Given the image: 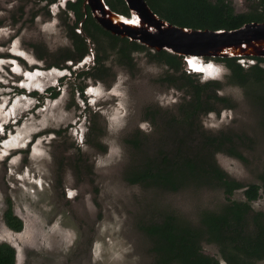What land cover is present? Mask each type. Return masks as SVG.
I'll use <instances>...</instances> for the list:
<instances>
[{
	"label": "rangeland",
	"instance_id": "obj_1",
	"mask_svg": "<svg viewBox=\"0 0 264 264\" xmlns=\"http://www.w3.org/2000/svg\"><path fill=\"white\" fill-rule=\"evenodd\" d=\"M105 1L108 4L109 0ZM231 1L237 12H244L260 0ZM70 23L66 13L54 4L49 6L48 0H0V56H10L9 51L21 53L28 59H18L16 63L22 68L50 69L56 56L73 49ZM97 34L105 41L97 39L99 54L109 71L105 80L86 77L84 72L68 81L58 79V74L47 75L43 84L54 86L57 82L59 97L46 100L38 112L26 114L23 124L11 131L13 138L7 134L0 138L9 139L0 151V241L16 247L17 264H157L152 242L143 229L145 224L171 211L198 225L204 210L218 209L227 202L220 188L189 185L170 191L127 179L128 172L145 156L134 150L127 138L135 132L141 139L145 137L149 154L156 151L160 141L157 128L163 118L159 117L154 126L146 110H176L185 94L165 80L172 70L153 57V50H136L132 66L121 64L106 38ZM62 64L70 68L66 72L73 73L71 62ZM2 68L5 80H11L12 74ZM227 74L221 70L216 79L224 86L218 94L227 102L219 112L204 114L202 124L209 132L224 130L251 139L241 149L244 158L226 153H218L216 158L244 185L232 199L246 200L245 190L250 184L262 186L252 208L264 212L262 107L254 98L255 84L228 82ZM76 84H94L97 95L91 101L89 95V101L82 99ZM3 101L0 125L8 122L10 110L19 113L15 108L22 109L16 105L8 109ZM75 124L82 129L78 135L72 128ZM93 124L92 136L88 137L87 127ZM27 138L35 143L28 144ZM9 200L24 221L20 232L4 222ZM202 248L221 258L216 244L204 240ZM222 264L226 263L222 260Z\"/></svg>",
	"mask_w": 264,
	"mask_h": 264
},
{
	"label": "trees",
	"instance_id": "obj_2",
	"mask_svg": "<svg viewBox=\"0 0 264 264\" xmlns=\"http://www.w3.org/2000/svg\"><path fill=\"white\" fill-rule=\"evenodd\" d=\"M55 1V0H51ZM154 12L169 22L195 29H237L245 23L264 21V0L251 5L247 11L237 12L231 0H147ZM108 5L116 12L129 15L124 0H109ZM78 19L83 17L80 4H73ZM92 24V25H91ZM91 37H95L91 27L111 38L117 48L121 64L134 62L133 52L145 50L138 42H130L111 34L89 15L85 27ZM69 33L77 49V58H82L86 50L84 38L68 25ZM70 51L60 54L64 56ZM151 52V51H150ZM68 57L75 58V56ZM153 57L169 66L172 74L165 80L184 92L183 100L176 110L167 111L160 107L146 110L147 119L155 126L156 120L163 118L158 126L160 141L156 151L149 154L145 137L138 132L127 138L134 150L143 152L144 158L127 174L131 183H142L160 189L176 191L181 187L195 186L222 189L227 202L220 208L202 212L198 225H193L180 215L167 211L159 220L143 226L152 242V252L157 256V264H264V212L255 211L252 201L260 197L262 186L250 184L245 190L246 200L232 199L234 192L244 188L237 179L230 176L216 158L218 153L244 158L243 147L251 139L242 133L228 131L209 132L202 124L204 114L219 112L227 102L218 94L224 86L221 81L202 82L196 73L187 67L184 57L161 50ZM210 58V57H206ZM222 62L228 71V82L241 86L255 84L254 98L262 107L264 115V58L244 57L255 63L244 67L238 61L241 57H211ZM109 74L105 67H97L90 75L105 80ZM228 106V105H227ZM157 126V125H156ZM264 130V119H261ZM94 125L88 134L92 136ZM144 140V141H143ZM264 185V173L260 175ZM4 222L12 230L20 232L24 228L23 219L15 214L10 200L4 211ZM214 243L220 252V259L204 252L203 241ZM0 264H17L16 247L0 241Z\"/></svg>",
	"mask_w": 264,
	"mask_h": 264
},
{
	"label": "water",
	"instance_id": "obj_3",
	"mask_svg": "<svg viewBox=\"0 0 264 264\" xmlns=\"http://www.w3.org/2000/svg\"><path fill=\"white\" fill-rule=\"evenodd\" d=\"M130 15L113 11L105 0H85L97 22L115 35L128 37L156 51L191 56L263 57L264 21L245 23L237 29H195L169 22L153 11L147 0H124ZM189 66V67H190Z\"/></svg>",
	"mask_w": 264,
	"mask_h": 264
},
{
	"label": "flooded vegetation",
	"instance_id": "obj_4",
	"mask_svg": "<svg viewBox=\"0 0 264 264\" xmlns=\"http://www.w3.org/2000/svg\"><path fill=\"white\" fill-rule=\"evenodd\" d=\"M48 3H49V6L54 4L57 8L59 7L60 9H62L63 12L66 13V17H69L71 19V23L69 25L74 26V30L81 37L84 38L86 50H84V55L82 58H77L79 52L77 51V49H75L76 47H75L74 41L72 39L73 49L68 50L70 52L67 55L60 56V54H64L65 52H67V51H65V52H61L58 56H56L55 60L52 61L51 65L49 67L50 69H46L44 67H39V66H34V68H32L31 65H30V68H25V69L22 68L16 62H18V59H22V60L24 59L27 61H28V59L25 56H23V54H21V53L9 51L10 56H0V61H2V62H0V98H2V100L4 99V101L2 103H4L5 106L7 105L8 109H9V107L12 109L13 106H15V105L16 106H22L21 110L15 108V111H18L19 113H16V112L13 113L12 110H10L11 113L9 115L10 116L9 120L7 123H5V121H4L0 125V131L5 132L6 129L10 131L12 129L17 128V126H19V124H23V121L26 117L25 116L26 114L32 113L33 110L38 112L40 108L44 107L46 100L56 99L59 97L60 91L56 87L57 82H56V84H53L54 86L43 84L44 83L42 81L43 79L45 81H48L47 75H49V74H56L57 75L58 74V79H60L61 81H68L71 78H73V76H75V77L79 76L82 72H84L87 75V76L82 75L83 77H85V76L86 77H92L90 75V73L94 72L97 67H101V66L105 67L104 58L101 57L99 54V52H101V50L97 46V39L100 43H104L105 41H104V39L99 38L98 34H97V36L95 35V37H97V38L91 37L89 35L87 29H86L88 26L85 27V23L88 21L89 15L93 16L92 9H91L90 5L88 3H86L85 0H55V1L48 0ZM73 4H80L81 10L83 11V14H84L82 18H80V19L77 18L74 8H71V5H73ZM60 12L61 11H59L58 13H60ZM129 15H130V13H129ZM94 19L96 20L95 17H94ZM96 22H97V20H96ZM91 31L94 32V34L96 32L100 33L98 31H96V29L94 30L92 27H91ZM107 31H109V30H107ZM109 32L111 34H113L111 31H109ZM100 35L104 36L106 38V44L109 45L111 47V49L117 53V48H115V46L112 45V40H110L111 38L107 37L106 35H104L102 33H100ZM113 35H115V34H113ZM117 36L121 37L120 35H117ZM121 38H126L130 42H135V41H131L128 37H121ZM138 43H140V42H138ZM140 44H142V43H140ZM142 45L147 48L145 50L151 49L154 52H158V51H156V50H154V49H152V48H150L144 44H142ZM74 53H76V54H74ZM68 55L75 56V58L68 57ZM238 61L241 64H243L244 67H248L249 65L255 63V62H251V59H245V58H241ZM65 62H71V65L73 66V73L72 72H66L70 68L62 64ZM185 62H187V61H185ZM3 66L6 67L7 70H9V72L12 74L11 75L12 77L13 76H19V79H14V78L10 77L11 80L6 81L5 76L2 74L5 71L4 68H2ZM17 66L19 67V69H17ZM53 69H57L59 72L58 71L53 72ZM60 72H62V74H60ZM6 75H9L8 72H6ZM201 81L206 82V80H204V79H201ZM75 88H76V92L84 100L89 101V97H88V95H89V96H91L90 97V101H91V99L94 98L95 95H97L94 92V90L96 88V86L94 84L93 85L90 84L87 87L76 84ZM87 97H88V99H87ZM2 100H0V102ZM19 114H21V115L19 116ZM93 125H90V127H87L88 128L87 134H89V132L91 131V127ZM72 128L77 130L76 135L79 134L78 133L79 130H82L81 126H79V125L76 126V124ZM35 135H36V133H35ZM80 135H81V132H80ZM37 138H40V136H38ZM30 140L34 141V139L28 138L27 139L28 144H29ZM4 146H7V143L4 144ZM26 148L27 147H24L23 149H26Z\"/></svg>",
	"mask_w": 264,
	"mask_h": 264
},
{
	"label": "clouds",
	"instance_id": "obj_5",
	"mask_svg": "<svg viewBox=\"0 0 264 264\" xmlns=\"http://www.w3.org/2000/svg\"><path fill=\"white\" fill-rule=\"evenodd\" d=\"M189 61L192 63V65L199 69V72L197 70H194L190 65L189 63H187V67L194 73L197 74V77L201 80V79H204L206 81H212V80H216V79H219V75H220V72L221 70H226L224 64L222 62H219V61H216L215 59L213 58H206L205 56H201V55H197V56H191L189 57ZM252 62V60H251ZM190 66V67H189ZM18 127V126H17ZM16 129V128H15ZM13 130V129H12ZM12 130H7L5 132L3 131H0V138L3 137L4 135H8V136H11L9 139L13 138L14 137V134H11V131ZM6 136V137H8ZM9 139H3L0 141V151H2L4 149V144L7 143V141ZM28 139V138H27ZM26 139V140H27ZM38 140V139H37ZM32 140H30L29 144H31ZM35 143V142H34ZM33 143V144H34ZM32 144V145H33ZM31 145V146H32ZM20 146H17L15 147V149H19ZM10 153L8 154H5V156L9 155Z\"/></svg>",
	"mask_w": 264,
	"mask_h": 264
},
{
	"label": "built area",
	"instance_id": "obj_6",
	"mask_svg": "<svg viewBox=\"0 0 264 264\" xmlns=\"http://www.w3.org/2000/svg\"><path fill=\"white\" fill-rule=\"evenodd\" d=\"M252 62H254V61H252Z\"/></svg>",
	"mask_w": 264,
	"mask_h": 264
}]
</instances>
